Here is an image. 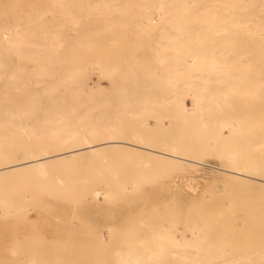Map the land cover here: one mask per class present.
<instances>
[{
	"label": "bare ground",
	"instance_id": "6f19581e",
	"mask_svg": "<svg viewBox=\"0 0 264 264\" xmlns=\"http://www.w3.org/2000/svg\"><path fill=\"white\" fill-rule=\"evenodd\" d=\"M39 17V24L45 28L44 44L50 50L56 49L61 34L89 49L95 42L90 37L93 32H113L123 39L150 36L153 41L146 45L150 55L142 58L145 60L129 57L133 60L127 65L132 69L131 76H142V84L138 83L140 79L137 82L142 87L132 86L124 76L125 70L116 72V65L97 53L60 78L57 71L51 76L40 64L31 63L27 87L41 85L42 81H46L44 87H50L45 91L60 86L82 87L95 71L109 87H101L96 81L89 93L76 94L77 98L59 94L55 100L62 110L42 119L32 117L36 89L28 93L27 110L1 104L6 109H0V178L19 176L44 183L51 177V164L85 160L114 150L127 154V160L143 158L145 163L152 160L219 174L264 194L263 142L251 143L254 150L246 156L230 145L233 135L244 132V127L246 133L255 135L254 139L260 131L256 129L262 126L255 118H241L229 111L239 101L238 96L256 95L251 87L264 89V0H46L45 12ZM85 23L98 27L90 31ZM35 33V28L18 22L0 26V63L17 61L15 70H0L1 88L10 85L13 93L25 91L20 62L32 56L22 50L26 36ZM129 49L134 50L132 46ZM147 60L152 64L144 63ZM6 94L4 88L0 89V99L7 98ZM258 95L251 103L264 108V95ZM87 101H93L94 106L88 108ZM143 117L151 121L145 123ZM5 129L9 135L1 134ZM204 134L206 138L202 139ZM196 149L213 160L186 155ZM102 190L94 188L88 193L92 204L107 201L108 192ZM204 224L187 215L182 237H164L167 234L163 233L159 238L154 236L155 245L141 241V249L130 242L117 253L115 261L146 264L162 251L159 245L167 243L177 247L168 252L171 256L195 262L196 256L207 249L202 244L206 239L199 236V231L210 227V223ZM207 240L206 252L211 253L207 264H248L247 251L212 260L214 243ZM255 261L264 263V250L256 252Z\"/></svg>",
	"mask_w": 264,
	"mask_h": 264
},
{
	"label": "rangeland",
	"instance_id": "374dc122",
	"mask_svg": "<svg viewBox=\"0 0 264 264\" xmlns=\"http://www.w3.org/2000/svg\"><path fill=\"white\" fill-rule=\"evenodd\" d=\"M45 6L46 0H0V26L18 22L36 31L33 36H26L22 50L23 54L32 56V59L20 62L24 67L20 80L25 91L13 93L10 85L2 87L7 91V98H1L0 105L10 104L16 109L26 107L27 110L28 93L36 89L32 117L42 119L62 110L61 103L55 100L59 94L77 98L76 94L89 93L96 81L101 87H109L105 79L98 78L97 71L89 74L87 84L82 87L60 86L45 91L50 88L43 86L46 81L27 87L31 63L40 64L51 76L57 71L60 78L79 63L89 61L94 53L115 64L116 72L124 73L125 70L124 76L132 86L142 84L143 77L133 79L132 69L127 65L129 61L133 62L129 57L145 60L142 58L150 55L146 46L153 41L150 36L135 40L117 37L113 32H93L90 37L95 42L87 49L74 38L61 34L56 49L50 50L44 44V25L38 22ZM84 26L90 31L98 27L89 23ZM131 46L134 50L129 49ZM16 63V60L1 61L0 70H15ZM144 63L149 65L152 61ZM87 68L91 71L89 66ZM251 88L255 89L256 95L238 96L239 101L229 108L241 118H255L259 127L262 126L256 129L260 131L254 139L255 135L246 133L245 127L244 132L233 135L235 138L230 145L245 156L253 152L250 145L255 140L263 142L260 148L264 151V108L251 103L258 93V98L264 95V89ZM113 101L116 102V98ZM86 105L88 108L94 106L93 101H87ZM4 108L0 106V109ZM143 118L145 123L151 121ZM208 118L205 114V119ZM4 133L9 135L6 129L1 131ZM203 136L202 139L206 138V134ZM262 151H259L261 156ZM186 155L213 160L200 149ZM127 157L120 151L105 150L85 160L54 163L49 165L51 177L44 183L19 176L0 178V264H117V253L126 249L130 242L136 249H141L144 246L141 241L155 245L154 236L159 238L163 233L167 234L164 237L174 238L185 235L182 226L187 215L197 218L203 225L210 223L209 229L199 231V236L206 239L202 244L207 249V239L213 240L212 260L248 252V264H256V252L264 250V194L255 193L252 187L236 185L219 174L186 166L161 165L152 160L145 163L143 158L127 160ZM94 188L108 192L106 202L95 205L89 201L88 193ZM159 246L162 251L155 253V258L146 264H207V256L211 255L206 249L196 256L195 262H189L168 253L177 249L174 244Z\"/></svg>",
	"mask_w": 264,
	"mask_h": 264
}]
</instances>
